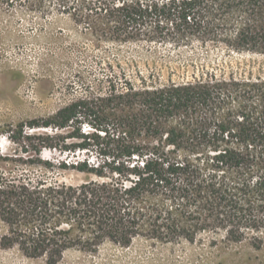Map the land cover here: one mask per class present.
<instances>
[{"label": "trees", "instance_id": "1", "mask_svg": "<svg viewBox=\"0 0 264 264\" xmlns=\"http://www.w3.org/2000/svg\"><path fill=\"white\" fill-rule=\"evenodd\" d=\"M46 1L86 23L96 40L158 44L175 60L194 62L199 47L211 46L264 54V0H38L39 6ZM116 77L112 69L105 92L8 129L19 155L2 160L46 167L43 148L72 152L94 143L102 159L71 163L88 176L76 184L0 173V247L45 264L71 249L96 252L105 242H194L209 231L261 247L264 78L201 71L154 85L124 78L118 87ZM84 125L110 141L102 144L104 137Z\"/></svg>", "mask_w": 264, "mask_h": 264}, {"label": "rangeland", "instance_id": "2", "mask_svg": "<svg viewBox=\"0 0 264 264\" xmlns=\"http://www.w3.org/2000/svg\"><path fill=\"white\" fill-rule=\"evenodd\" d=\"M45 5L40 7L38 0H0V156L19 155L18 146L8 137L12 125L49 116L89 93L105 92L107 73L112 69L118 87L124 78L135 85L141 79L154 85L190 80L201 71L264 78V54L211 46L199 47L200 58L194 62L175 60L169 47L158 44L96 40L86 23L75 22L52 1ZM83 130L104 137L98 139L102 144L110 141L101 130L87 125ZM210 149H206L209 156ZM98 151L95 143L72 152L43 148L40 158L51 166L29 167L0 158V173L81 183L88 176L69 165L83 159L100 162ZM259 235L263 239L259 248L249 239L228 242L211 231L201 233L194 242L156 243L137 238L128 247L105 242L96 252L68 250L57 264H264V233ZM0 264L45 262L27 258L15 247H0Z\"/></svg>", "mask_w": 264, "mask_h": 264}]
</instances>
